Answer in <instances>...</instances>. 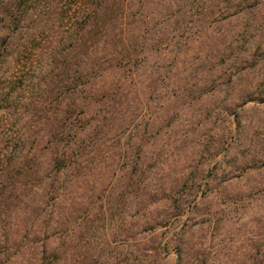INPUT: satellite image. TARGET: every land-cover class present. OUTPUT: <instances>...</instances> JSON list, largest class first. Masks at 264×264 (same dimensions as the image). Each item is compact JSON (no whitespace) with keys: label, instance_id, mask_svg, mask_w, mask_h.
<instances>
[{"label":"rangeland","instance_id":"obj_1","mask_svg":"<svg viewBox=\"0 0 264 264\" xmlns=\"http://www.w3.org/2000/svg\"><path fill=\"white\" fill-rule=\"evenodd\" d=\"M0 264H264V0H0Z\"/></svg>","mask_w":264,"mask_h":264},{"label":"clouds","instance_id":"obj_2","mask_svg":"<svg viewBox=\"0 0 264 264\" xmlns=\"http://www.w3.org/2000/svg\"><path fill=\"white\" fill-rule=\"evenodd\" d=\"M223 7V6H221ZM243 15V14H241ZM222 95V94H220ZM183 223V217H181L176 223L169 225V229L165 235L164 242L169 243V247L175 246L180 243L181 240L185 241L184 244L180 246L182 248L191 247L192 251L195 252L197 249H201L202 247H207V241L205 240L204 244L201 245L198 237L193 236V233H198L199 229L192 228L189 225L188 228L181 230L180 225ZM155 234V233H154ZM206 235V234H205ZM171 259V257H169Z\"/></svg>","mask_w":264,"mask_h":264}]
</instances>
